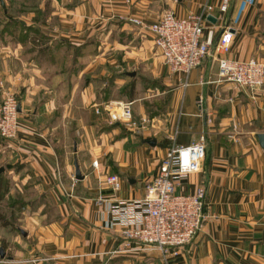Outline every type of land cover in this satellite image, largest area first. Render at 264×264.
Returning a JSON list of instances; mask_svg holds the SVG:
<instances>
[{
    "label": "crops",
    "instance_id": "crops-1",
    "mask_svg": "<svg viewBox=\"0 0 264 264\" xmlns=\"http://www.w3.org/2000/svg\"><path fill=\"white\" fill-rule=\"evenodd\" d=\"M4 2L0 99L6 90L15 94L21 127L0 146L11 205L4 212L1 202L0 210L18 223H0L2 264H264V85L253 96L220 80L211 55L185 85L151 34L128 20L150 24L166 11L183 16L210 4L216 21L207 27L217 38L225 27L233 32L228 56L264 60V0H230L223 15V0ZM109 101H133L134 117L146 127L113 122L104 109ZM202 136L201 169L177 188H206L205 218L192 241L164 256L124 238L108 202L143 197L168 148ZM110 174L121 179L117 192ZM18 201L25 206L12 205Z\"/></svg>",
    "mask_w": 264,
    "mask_h": 264
},
{
    "label": "built area",
    "instance_id": "built-area-1",
    "mask_svg": "<svg viewBox=\"0 0 264 264\" xmlns=\"http://www.w3.org/2000/svg\"><path fill=\"white\" fill-rule=\"evenodd\" d=\"M247 1L250 4L253 2ZM229 2L223 0L220 5L222 15L228 11ZM213 11L214 6L206 4L199 12H189L183 16L172 10L166 11L150 24L134 16L128 20L151 34L155 48L169 71L183 74L185 85H188L191 71L211 55L218 64L220 80L248 88L254 96L264 85V60L230 58L233 32L225 27L217 38L216 28L207 27L211 23L209 16L214 17ZM199 102H202V97ZM133 103L109 101L104 104V109L113 115V122L139 131L146 125L134 117ZM96 112L100 113L99 107ZM19 115V102L15 94L5 92L0 99V137L11 140L17 136L21 127ZM205 146L204 136L188 145L172 144L157 174L146 184L143 197L108 202L111 222L121 228L124 238L135 240L145 248L159 250L164 256L178 254L192 241L205 218L206 188L201 185L192 193L179 192L177 188L192 172L201 169ZM107 183L113 192L119 191L122 186L117 174L107 176ZM100 200L107 201L103 198ZM2 262L0 259V264Z\"/></svg>",
    "mask_w": 264,
    "mask_h": 264
},
{
    "label": "rangeland",
    "instance_id": "rangeland-1",
    "mask_svg": "<svg viewBox=\"0 0 264 264\" xmlns=\"http://www.w3.org/2000/svg\"><path fill=\"white\" fill-rule=\"evenodd\" d=\"M1 6H2V3H0V19H2V18H4V17H6V15H5V13L3 12V9L1 8ZM11 11H12V13H18V10L17 9H14V8H11ZM5 31H11V29H9V28H6L5 29ZM41 40H37L36 42L39 44V43H41L40 42ZM100 43V42H99ZM65 48H67V46L65 47ZM68 58V57H67ZM66 58V59H67ZM73 58V57H72ZM0 85L2 86V87H4V82H0ZM141 90L143 91V93H144V95H146V94H148L149 92H147V90H144V89H142L141 88ZM6 91H8V90H6ZM8 92H10V91H8ZM4 94H5V91L3 92V97H4ZM17 98V97H16ZM18 100V99H17ZM5 141L6 140H1L0 139V146L1 145H3L4 146V144H5ZM69 143L71 144V145H73L74 143H73V138L72 139H69ZM6 167H8V165H6ZM7 169V168H6ZM3 174V176L5 177V178H8L7 177V175H8V171H6V172H4V173H2ZM9 179V178H8ZM19 190V189H18ZM17 190V191H18ZM17 191H15V192H17ZM20 192H21V190H19ZM30 194V193H29ZM12 205H17L18 207H20V208H23L24 206H25V203H22L21 201H18V202H14ZM10 207H11V205H10V201L9 200H7V201H3L2 203H1V209L4 211V212H10ZM23 210V209H22ZM15 219V218H14ZM13 219V220H14ZM11 220H12V218H11ZM18 223H15V224H13V228H17V225Z\"/></svg>",
    "mask_w": 264,
    "mask_h": 264
},
{
    "label": "trees",
    "instance_id": "trees-1",
    "mask_svg": "<svg viewBox=\"0 0 264 264\" xmlns=\"http://www.w3.org/2000/svg\"><path fill=\"white\" fill-rule=\"evenodd\" d=\"M34 31L36 32V30L34 29ZM38 34H40L37 31ZM86 46H81L78 47L79 49H84ZM1 140H4L3 137H0ZM10 193V183H9V179L5 178L3 176V174H0V203L3 202L6 197L9 195ZM0 223L3 226H13V222L3 213V211L0 210Z\"/></svg>",
    "mask_w": 264,
    "mask_h": 264
},
{
    "label": "water",
    "instance_id": "water-1",
    "mask_svg": "<svg viewBox=\"0 0 264 264\" xmlns=\"http://www.w3.org/2000/svg\"><path fill=\"white\" fill-rule=\"evenodd\" d=\"M1 2H2V5L5 7L4 0H1ZM209 19L212 20V21H216V18H214L213 16H209ZM20 109L21 108H20V105H19V111H20ZM258 138H259L260 144L264 148V132L259 133L258 134ZM75 166H76V178L82 179L83 178V175L81 173L80 166H79V164L77 162H76ZM3 171H4V167H0V174ZM0 256L1 257H4L5 256V250H4V248L2 246H0Z\"/></svg>",
    "mask_w": 264,
    "mask_h": 264
}]
</instances>
